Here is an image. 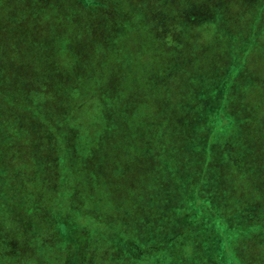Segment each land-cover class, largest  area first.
I'll return each instance as SVG.
<instances>
[{
    "label": "trees",
    "instance_id": "trees-1",
    "mask_svg": "<svg viewBox=\"0 0 264 264\" xmlns=\"http://www.w3.org/2000/svg\"><path fill=\"white\" fill-rule=\"evenodd\" d=\"M68 1L0 0V93L12 99L21 90L25 98L13 108L41 113L50 127L40 179L53 203L60 180L66 202L42 217L34 215L43 209L39 197L23 211L1 202L0 264H264V59L247 64L249 31L234 29L229 17L254 0H167L172 47L151 25L153 16L167 20L153 13L160 0H123L124 11L116 1L71 0L83 16ZM257 14L262 22L264 4ZM81 24L83 36L71 31ZM210 25L208 40L198 30ZM217 31L232 38L225 44ZM116 32L128 37V62L119 36L108 38ZM53 39L79 61L87 48L76 42L87 39L97 55L98 41L107 59L92 74L74 62L55 74L66 55H50ZM8 83L15 91L3 93ZM83 106L98 113L97 128L80 116L68 125L71 110ZM8 115L12 126H0V140L34 169L12 178L33 183L42 143ZM22 139L28 152L15 145ZM59 159L76 167L69 179L67 168L56 169ZM11 188L31 196L24 186ZM42 218L54 227L36 231Z\"/></svg>",
    "mask_w": 264,
    "mask_h": 264
},
{
    "label": "rangeland",
    "instance_id": "rangeland-1",
    "mask_svg": "<svg viewBox=\"0 0 264 264\" xmlns=\"http://www.w3.org/2000/svg\"><path fill=\"white\" fill-rule=\"evenodd\" d=\"M36 0H29V2H33ZM100 4L104 5L105 3H111V5H113L114 1L118 2V6L115 7L116 9H120L122 11L127 10L126 4L123 2V0H97ZM121 3H120V2ZM167 0H160L159 3H157V6L153 7V13L155 15L160 14L159 17L162 18H166L167 20L162 22L160 21V19L157 16H153V19L151 20V25L152 28L155 32V35L158 37L159 40H162L161 42L166 43L167 45L169 44L170 47H172L171 45L173 44L171 42V39L175 42L176 39L173 38L171 31H173V27H171V23H170V17L169 15V9L168 7H162V3H166ZM181 1V0H180ZM185 1V0H184ZM197 1V0H195ZM71 4V0L68 1ZM197 2H201V1H197ZM264 0H254V2H251L252 7L248 10H246L244 13H235L234 15H230L229 17L234 21V25L233 28L238 30H244L245 31H249V33L246 35V45L244 46V48L246 50H250L248 52V55H246L247 57V64L251 63L253 64L255 61H259L261 60L260 55H262L263 59H264V19H258L259 15L257 14V12H259V9L261 6H263ZM35 5H37V3H35ZM72 8L74 7L73 4H71ZM74 9H76V14H79L81 16H83L82 14H80V9L78 7H74ZM73 11V9H71ZM256 11V12H254ZM223 13V12H222ZM221 13V14H222ZM264 17V14H263ZM227 22V21H226ZM79 24V23H77ZM193 26V25H192ZM74 30H71L72 32H76L77 34L83 36L84 32H87L88 27L85 26L84 24L78 26V30L77 28L73 27ZM192 27H189V29H191ZM196 28V27H193ZM213 25L208 26V30L207 32H205L204 30H198V29H192L189 30L187 28L184 27V30L187 31H197L198 33L203 35V37H207L208 40H211L209 38L212 37V33H213ZM216 29V28H215ZM260 30V32H257V30ZM177 30V28L175 29ZM178 30H180L178 28ZM217 30V29H216ZM143 32V30H141ZM98 33H104V32H97ZM145 33V32H143ZM218 35L217 37H221L223 38L225 44L226 41L230 38H232V34L231 33H227V34H223L220 33V31H217ZM146 34V33H145ZM238 33L236 32V35ZM148 36V34H146ZM174 37H176V34H173ZM114 36H119V43L121 42L122 45H124L122 47V52L121 53H125L128 52V54L126 56H124V58L126 59V61H130L133 57L131 55V53H129V50H132V48H128L129 46V42L127 41L128 37L124 36L123 33H112L108 36V38L110 39L111 37ZM84 37H86L87 39H89V34H86ZM172 37V38H171ZM177 38V37H176ZM191 37H188L187 39H185L186 41L184 42H189ZM87 39H84L82 41H77L76 45L78 46V50L80 49V47L82 45H84L87 49L85 50H81V59L79 61V56L78 54H73V53H69L67 51H64L61 49V47L58 44V40H52V44L50 45V49H51V56L54 57V50H58L61 51L62 54H65V57H61V61L59 62V60H56V64H55V70L54 71L55 74L58 73V69H65V70H69L70 67V63H77L78 65H80V67L85 71L86 74H92L94 71V67L95 65H101L104 59H107V53L109 52L108 49H105V46H101V43H98V41L93 42V46L95 45L96 50L98 51L97 55H92V50L90 49L91 44L87 41ZM62 40V39H61ZM65 40H62V42L65 43ZM117 42L115 41V44ZM149 43V40L147 41V44ZM219 44V43H218ZM222 43H220L217 48L220 49V51L224 48V46H222L220 48ZM108 45V44H106ZM175 45V44H174ZM236 46V45H235ZM108 48H112L109 45L107 46ZM239 47V46H238ZM237 47V48H238ZM113 49V48H112ZM129 49V50H128ZM124 51V52H123ZM224 51V50H223ZM68 55V56H67ZM121 57L120 55L115 56V58H119ZM138 57V56H136ZM55 58V57H54ZM243 59L244 57H240V59ZM56 59V58H55ZM246 59V58H245ZM52 62L54 61L53 59H51ZM138 62L140 61V58H137ZM264 62V61H263ZM92 64H94V66H91ZM260 65H262L260 63ZM260 65L258 66V69L264 68V65H262L260 67ZM250 68L256 69L255 66H251ZM231 71V67H228V69L226 70L227 72ZM196 76V74H195ZM42 82V79H40L36 84L28 81V79H21L18 81L19 85H23V84H31V85H35L37 87L41 86L40 83ZM45 82V81H44ZM54 82H51L52 84H56L57 86L62 87V85H58L59 81H57V79H54ZM70 82V81H69ZM43 84V83H42ZM51 85V84H50ZM6 90V91H4ZM3 90V93L5 92H9L12 93V91H15L12 88L11 83H8L5 85V89ZM17 93H18V97L15 96H11L12 99L8 98V94H5L2 96V94L0 93V126H2V129L6 132H9V127L12 126L10 124V116L8 114H10L11 112H13L14 114L18 115V120L20 122V126H22L20 129H18L22 135H26V131H29L30 133H32V135H35L37 137H39L38 140V144L42 143L41 146L42 147H38L37 152L39 153V157L38 160L41 159L42 163L41 165L38 166V168L35 170V172H38L37 177L34 179L33 183H24V182H20V180L13 179L12 176L16 175V173H23V171L26 170H30V161L27 158L26 161H24V159H20V158H15L16 154L10 150L9 151V147L13 146V143H8V144H4L2 140H0V212L4 209L1 206V202H9V208L10 209H20L21 211H23V209H27L29 208V210L33 207L32 206V202L35 198H40L39 201L42 202V208L43 209H38L35 210V217H42L40 214L41 213H46V214H57L60 213L62 211V208L64 206V204H66L65 201H63L60 197V191L59 188L61 187V181L59 180L58 182H54L55 184V191H56V195L58 196L56 201L53 203L51 200H49L50 198V193L49 191H52V194L54 193V191L50 188L47 189L46 187V183L44 181H42L40 178V169H42L41 167H43V160L48 156V152L44 147V142H45V136L47 135V131H50V127L47 125L46 121L43 119L42 114L41 113H36V112H32L30 110H28V113L26 114L23 111H19V110H15V108H13V106H18L21 103V98H25V96H23V92L21 90H19L18 88H16ZM13 95V94H12ZM53 96H57V91L53 90ZM13 98H17V100H13ZM10 101L11 103H9L8 101ZM7 102V104L5 103ZM16 103V104H15ZM9 106V107H8ZM70 116H73L76 118V121H74V119H71L69 122L67 121L68 125H70V127L75 128V124H78V119L77 117L80 116L82 119L80 120V123H85V121H89L93 124H95L96 126L94 127L97 128L99 125V118H98V113L94 112L92 110H88L86 107H82L80 110H71ZM84 119V120H83ZM93 130V129H92ZM55 133V139H54V144L58 143L60 141L58 134H56V131H54ZM92 134V133H91ZM87 141V140H86ZM86 141H82L86 142ZM15 145H20L21 148H25V150L28 152L27 147H28V142L26 141V139H22L20 141V143H16ZM56 145V144H55ZM48 149V148H47ZM56 152V151H55ZM17 157H19L17 155ZM15 159H18V163H15ZM11 161V162H8ZM33 169V166L31 167ZM63 169V168H67L68 170V179L71 176V173L73 172V170L76 169V167H74V169L72 170V168L70 167L69 164H63V160L59 159L58 164H56V169ZM34 170V169H33ZM18 177H22L23 175H19ZM35 175V173H34ZM15 187V191L17 188H21V186H24L25 192H31V196L27 198V196L24 197V193H23V189L21 191L17 190L19 193L13 194V192L11 191V186ZM49 194V195H48ZM32 200H31V199ZM50 201V202H48ZM19 203V204H18ZM18 204V205H17ZM55 221L52 219H47V218H42L41 220H39V223L34 227L36 229V231L39 229V231H45L48 227H54Z\"/></svg>",
    "mask_w": 264,
    "mask_h": 264
}]
</instances>
